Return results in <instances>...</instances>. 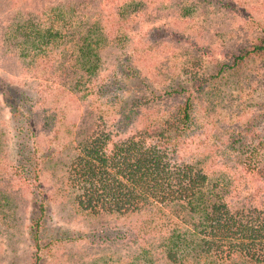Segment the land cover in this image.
Returning <instances> with one entry per match:
<instances>
[{
  "label": "rangeland",
  "instance_id": "1",
  "mask_svg": "<svg viewBox=\"0 0 264 264\" xmlns=\"http://www.w3.org/2000/svg\"><path fill=\"white\" fill-rule=\"evenodd\" d=\"M67 1L0 0V86L29 98L19 111L31 133L26 142L13 131L0 96V264H30L34 250L35 198L10 176V166L31 148L44 202L39 236L49 245L40 264H163L157 249L147 247L163 231L137 230L149 209L90 215L72 203L65 178L77 144L93 133H109L115 142L161 129L183 101L173 89L191 101L178 159L203 173L207 185L225 188L232 210L264 209V58L210 78L264 32V0H138L135 13L123 5L128 0ZM92 23L103 41L91 46L100 49L98 69L85 75L71 53ZM27 24L54 26L59 45L44 54L29 51L22 37ZM198 80L200 90L193 87ZM218 258L213 264L243 261Z\"/></svg>",
  "mask_w": 264,
  "mask_h": 264
},
{
  "label": "trees",
  "instance_id": "2",
  "mask_svg": "<svg viewBox=\"0 0 264 264\" xmlns=\"http://www.w3.org/2000/svg\"><path fill=\"white\" fill-rule=\"evenodd\" d=\"M128 1L129 4L123 5L133 6L132 12H137L136 6L140 2ZM67 2L68 6L72 0ZM72 9L71 5V9L65 11L70 14ZM95 25L92 23L86 27L85 36L78 40V49L71 53V61L75 55V65H80L85 75H92L98 69L97 51L100 49L91 50L103 41V36L100 30L99 33L92 30ZM119 36L126 37L124 33ZM22 37L29 51L40 54L58 46L57 40L61 38L60 32L52 25L39 29L30 24L24 28ZM115 41L121 42V39ZM262 58L264 32L219 63L210 78L237 72L246 62ZM201 83L202 80H198L193 87L200 90ZM170 94L180 95L183 101L161 123L162 128L156 133L137 131L111 142L109 133L96 132L77 144L65 178L73 195L72 203L95 216H124L142 208L149 209L148 218L139 222L137 230L142 234L150 231V227L163 231L157 240L147 245L157 249L163 264L204 261L213 264L218 257H223L218 258L222 262L236 258L243 260L237 264H264V209L250 206L232 210L226 201L228 192L225 188L217 184L207 185L203 173L178 159L179 139L190 124L191 101L189 95L183 97L181 89H173ZM0 96L8 108L10 121L14 123L13 131L22 133L28 142L31 133L29 135L28 123L19 108L29 98L20 92L11 93L7 86H0ZM28 153V156L18 157L10 166V176L21 180L35 198L38 215L31 220L29 227L34 249L30 264H40V252L49 245L43 244L39 236L44 202L39 196L36 153L33 148ZM158 221H161L160 225H156Z\"/></svg>",
  "mask_w": 264,
  "mask_h": 264
}]
</instances>
